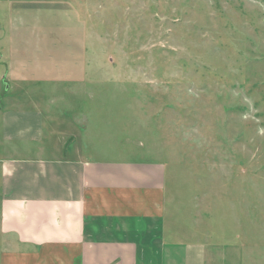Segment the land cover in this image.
<instances>
[{
    "label": "rangeland",
    "instance_id": "rangeland-1",
    "mask_svg": "<svg viewBox=\"0 0 264 264\" xmlns=\"http://www.w3.org/2000/svg\"><path fill=\"white\" fill-rule=\"evenodd\" d=\"M35 104L88 114L102 157L167 163L207 264H264V0H0V110Z\"/></svg>",
    "mask_w": 264,
    "mask_h": 264
},
{
    "label": "crops",
    "instance_id": "crops-1",
    "mask_svg": "<svg viewBox=\"0 0 264 264\" xmlns=\"http://www.w3.org/2000/svg\"><path fill=\"white\" fill-rule=\"evenodd\" d=\"M89 118L74 124L67 109L38 104L0 110L13 150L0 157L2 213L21 221L7 227L27 247L12 264H207L205 243L169 219L167 163L102 157Z\"/></svg>",
    "mask_w": 264,
    "mask_h": 264
}]
</instances>
